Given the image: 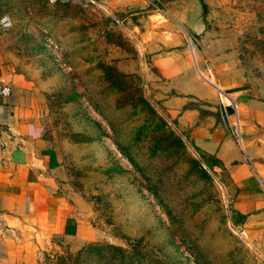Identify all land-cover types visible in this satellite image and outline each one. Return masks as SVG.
<instances>
[{"label": "rangeland", "instance_id": "obj_1", "mask_svg": "<svg viewBox=\"0 0 264 264\" xmlns=\"http://www.w3.org/2000/svg\"><path fill=\"white\" fill-rule=\"evenodd\" d=\"M114 1L0 0V61L26 81L82 222L37 264H264L239 231L228 170L205 166L168 115L182 96L203 106L191 91L204 79L264 85V0Z\"/></svg>", "mask_w": 264, "mask_h": 264}, {"label": "crops", "instance_id": "obj_2", "mask_svg": "<svg viewBox=\"0 0 264 264\" xmlns=\"http://www.w3.org/2000/svg\"><path fill=\"white\" fill-rule=\"evenodd\" d=\"M163 67L164 77L176 73L170 63L163 62ZM204 80L207 87L199 85L191 91L192 100L203 106H188V97L182 96L179 107L169 109L168 115L179 131L188 130L195 149L228 170L230 203L240 218L239 231L264 259V85L226 91L216 85L237 105L240 145L217 112L219 89ZM0 84L12 89L10 95L0 96V264H37L42 244L54 235L81 238L82 222L67 210L59 192L26 81L0 61Z\"/></svg>", "mask_w": 264, "mask_h": 264}, {"label": "built area", "instance_id": "obj_3", "mask_svg": "<svg viewBox=\"0 0 264 264\" xmlns=\"http://www.w3.org/2000/svg\"><path fill=\"white\" fill-rule=\"evenodd\" d=\"M57 0H48L49 3H54ZM158 4V0H152L150 1V5L156 7ZM2 23L5 25H10L11 21L9 18L4 17L2 20ZM12 89L10 88V85L7 84H0V96L1 97H6L7 95L11 94ZM222 93H224L222 91ZM227 94V93H225ZM220 98V96H219ZM220 106H219V114L223 121L226 123V125L229 128V131H231L232 135L234 136V139L236 142L240 145H242V134L239 129V124H238V117H237V105L231 98L230 103H224L222 99L220 98ZM231 117V118H230Z\"/></svg>", "mask_w": 264, "mask_h": 264}, {"label": "trees", "instance_id": "obj_4", "mask_svg": "<svg viewBox=\"0 0 264 264\" xmlns=\"http://www.w3.org/2000/svg\"><path fill=\"white\" fill-rule=\"evenodd\" d=\"M163 118V117H162ZM164 120V119H163ZM165 121V120H164ZM177 138H178V143L180 144H183V145H185V142H184V140H183V138L180 136H177ZM213 162H216V163H218L216 160H214V159H212V158H210V160L209 161H205V166H212V165H214V163ZM201 164V163H200ZM205 166L202 164L201 165V167H202V171H204L205 173H207L208 174V172H207V170H205ZM112 247V246H111Z\"/></svg>", "mask_w": 264, "mask_h": 264}, {"label": "bare ground", "instance_id": "obj_5", "mask_svg": "<svg viewBox=\"0 0 264 264\" xmlns=\"http://www.w3.org/2000/svg\"><path fill=\"white\" fill-rule=\"evenodd\" d=\"M210 81H211V83L213 84V80L210 78ZM214 85V84H213ZM214 86H216V85H214ZM218 89H219V91H220V93H222V90H221V88L219 87V86H216ZM223 94V102H226V103H230L231 102V97L228 95V94H225V93H222ZM226 99V100H225Z\"/></svg>", "mask_w": 264, "mask_h": 264}, {"label": "water", "instance_id": "obj_6", "mask_svg": "<svg viewBox=\"0 0 264 264\" xmlns=\"http://www.w3.org/2000/svg\"><path fill=\"white\" fill-rule=\"evenodd\" d=\"M213 88H215L214 86H213ZM216 90H217V88H215ZM218 91V90H217Z\"/></svg>", "mask_w": 264, "mask_h": 264}]
</instances>
